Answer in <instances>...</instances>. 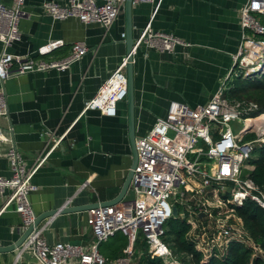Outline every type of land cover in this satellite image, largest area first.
Returning <instances> with one entry per match:
<instances>
[{
	"label": "crops",
	"instance_id": "0c3cea01",
	"mask_svg": "<svg viewBox=\"0 0 264 264\" xmlns=\"http://www.w3.org/2000/svg\"><path fill=\"white\" fill-rule=\"evenodd\" d=\"M51 0H24L18 21L21 37L7 50L35 54L50 40L63 45L43 59L66 56L74 42L85 54L66 70L50 69L10 76L0 83L7 113L0 116V134L8 137L31 166L51 145L64 138L32 178L37 186L28 198L36 216L50 210L78 206L75 212L50 216L39 224L48 243L71 241L87 246L88 205L113 199L132 163L128 139L127 104L117 103L116 115L84 110L110 73L126 56L124 3L108 29L83 23L76 17L54 19L44 7ZM65 3L66 0H52ZM13 0H0L11 5ZM247 0H154L132 5L134 39L151 23L190 45L175 54L139 49L134 55L135 133H146L165 115L170 101L194 106L206 103L220 85L238 51L242 29L240 9ZM124 33V36L122 34ZM3 45L0 42V53ZM10 143L0 138V176L10 177L6 152ZM9 189L0 194V207ZM125 199H131L128 189ZM0 214V247L13 244L24 229L19 213ZM0 264H38L30 250L0 251Z\"/></svg>",
	"mask_w": 264,
	"mask_h": 264
},
{
	"label": "built area",
	"instance_id": "2783aa9c",
	"mask_svg": "<svg viewBox=\"0 0 264 264\" xmlns=\"http://www.w3.org/2000/svg\"><path fill=\"white\" fill-rule=\"evenodd\" d=\"M124 1L66 0L57 3L51 0L46 1L44 7L54 19L76 17L83 23H97L108 29ZM152 2L154 0H132V4ZM23 5L24 0H13L11 5L0 3V42L3 45L0 83L10 76L27 72L66 70L87 50L83 42L77 41L62 58H41L63 45V41L57 39L39 46L35 51L38 57L31 53L9 52L7 47L21 37L18 21L23 15ZM261 14H264V0H247L241 7L243 32L239 49L206 103L189 106L170 101L165 115L146 133L136 137L137 163L128 188L132 198L88 210L87 225L92 239L87 246L71 241L48 243L42 235L44 227H38L28 234L18 253L30 250L38 264H133L136 243L141 239L146 252L160 258L163 264H183L163 239L165 223L171 218L186 220L189 225L187 238L203 261L221 258L233 241L256 251L258 247L244 232L236 208L247 198L264 208V189L250 178L249 171L253 166L245 163L256 145L264 143V136L246 123L254 118L246 115L257 105L251 101L229 99L226 92L236 76L264 73V38L261 37L264 24L258 18ZM189 45L172 33L154 29L149 22L136 37L132 54L139 49H143L145 55L148 50L175 54L177 47ZM126 62L125 56L93 97L86 101L84 110L96 109L103 115H116L117 103L127 94ZM6 113V99L0 86V116ZM233 120L243 122L237 132L231 129ZM250 134L256 136L246 138ZM0 138L10 143L6 157L11 170L10 177L0 176V194L9 189L0 214L13 204L25 230L36 217L28 198L29 192L37 189L32 178L64 137L50 136L51 145L29 167L10 139L1 134ZM174 208L176 213H173ZM117 232L125 237L126 245L120 255L108 259L100 253L99 245ZM190 257L191 254L187 256Z\"/></svg>",
	"mask_w": 264,
	"mask_h": 264
},
{
	"label": "trees",
	"instance_id": "16d2710c",
	"mask_svg": "<svg viewBox=\"0 0 264 264\" xmlns=\"http://www.w3.org/2000/svg\"><path fill=\"white\" fill-rule=\"evenodd\" d=\"M259 18L261 23L264 24V14L259 15ZM261 37L264 38V35ZM226 96L229 99L254 102L257 107L246 115L248 117L263 114L264 73H254L246 77L236 76L231 82V87L227 90ZM250 137L252 136H247V138ZM254 152L256 156L250 159V165L253 168L249 171V176L260 188L264 189V143L256 145ZM236 213L241 219L244 232L258 247L256 251L244 243L233 241L228 245L225 254L221 258H211L208 261H203L200 253L194 248V244L187 238L189 225L186 220L178 218L169 220L171 230L166 231L164 241L166 236L170 237L165 242L173 252L181 257L183 264H264V208L247 198L241 206L236 208ZM116 237L117 234L115 233L109 238ZM121 239L116 248L104 251L105 257L114 259L121 254L126 245L125 237L122 236ZM115 242H118V240ZM190 254L192 257L187 258ZM136 259V264H163L160 258L152 257L145 249L142 250L141 254H136Z\"/></svg>",
	"mask_w": 264,
	"mask_h": 264
},
{
	"label": "water",
	"instance_id": "95a60500",
	"mask_svg": "<svg viewBox=\"0 0 264 264\" xmlns=\"http://www.w3.org/2000/svg\"><path fill=\"white\" fill-rule=\"evenodd\" d=\"M132 0H125L124 1V18H125V39L124 43L126 45V67H125V74L127 79V94H126V104H127V121H128V139L130 145V151L132 155V163L124 180V183L119 191V193L109 201H103L101 203H92L88 205L87 208L96 207L98 205H111L119 200H121L124 195L126 194L131 179L133 175V169L137 163V152L135 148V140H136V133H135V84H134V77H135V70H134V55L132 54V48L134 44V36H133V23H132ZM80 210L78 206H69L63 207L59 210H50L42 213L35 217L34 222L29 225L18 237V239L11 244L10 246L0 247V251H7V250H14L18 253V248L21 246L22 242L26 239L28 234L33 229H38L39 224L44 219L55 215L57 212L66 213V212H75ZM177 209L174 208L173 213H176ZM201 215V214H200ZM75 242V241H74Z\"/></svg>",
	"mask_w": 264,
	"mask_h": 264
},
{
	"label": "rangeland",
	"instance_id": "374dc122",
	"mask_svg": "<svg viewBox=\"0 0 264 264\" xmlns=\"http://www.w3.org/2000/svg\"><path fill=\"white\" fill-rule=\"evenodd\" d=\"M230 125H231L232 131L233 132H237L241 128V126L243 125V122L241 120L240 121L233 120V121L230 122ZM250 135L252 137L253 136H256L255 134H250ZM255 156H256V154H255V152H253L251 154L250 158L245 163L246 164H251L250 163V159L254 158ZM165 230L167 232H169L171 230V226L169 224V221L167 223H165ZM116 234H117V237L116 238H109L108 240L103 241V242L100 243V245H99V251H100L101 254L105 255L104 254V251L109 250L110 248H116L119 245L120 240H122L121 238H122L123 235L120 232H117ZM169 238H170L169 236H166L165 241L169 240ZM163 239H164V237H163ZM117 240H118V242H115ZM124 241L126 243V240H124ZM136 246H137L136 254L140 253V251H142L146 247L145 246V243L141 239L137 241ZM178 257L181 260V257L180 256H178ZM136 263H137V259L134 260L133 264H136Z\"/></svg>",
	"mask_w": 264,
	"mask_h": 264
},
{
	"label": "bare ground",
	"instance_id": "6f19581e",
	"mask_svg": "<svg viewBox=\"0 0 264 264\" xmlns=\"http://www.w3.org/2000/svg\"><path fill=\"white\" fill-rule=\"evenodd\" d=\"M246 123L249 128L257 130L260 134L264 136V113L254 118H250L246 121Z\"/></svg>",
	"mask_w": 264,
	"mask_h": 264
}]
</instances>
